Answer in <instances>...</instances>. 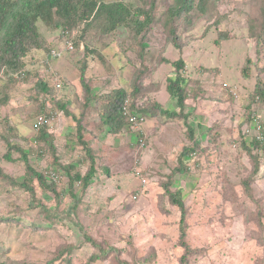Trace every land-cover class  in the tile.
<instances>
[{"label": "rangeland", "instance_id": "obj_1", "mask_svg": "<svg viewBox=\"0 0 264 264\" xmlns=\"http://www.w3.org/2000/svg\"><path fill=\"white\" fill-rule=\"evenodd\" d=\"M103 1L148 11L150 23L137 34L135 15L112 29L105 14L84 17V5L55 8L25 38L19 68L7 72L0 46V264H264V148L253 151L256 172L242 145L258 133L252 116L264 123V0H187L178 13L179 0ZM179 58L184 108L167 90ZM121 89L152 112L139 129L120 122L108 133L101 116L115 111ZM62 105L81 119L95 158L87 189L71 181L91 157ZM17 147L49 186L29 176ZM189 147L188 173L171 185ZM166 185L183 190L184 238Z\"/></svg>", "mask_w": 264, "mask_h": 264}, {"label": "trees", "instance_id": "obj_2", "mask_svg": "<svg viewBox=\"0 0 264 264\" xmlns=\"http://www.w3.org/2000/svg\"><path fill=\"white\" fill-rule=\"evenodd\" d=\"M180 7L179 9H175L177 13L181 11V8L187 7V0H179ZM191 1V0H190ZM192 3V1H191ZM190 3V5H191ZM81 5H84L85 8L83 10V16H89L94 14L96 16L107 15L111 22V28L116 27L117 24L124 22L127 17H132L135 15L136 17V33L139 34L142 32L145 26L150 23L151 15L148 11H138L134 12L127 6L123 1H112L106 2L103 0H0V46L6 52L8 56V60L5 62L7 72H12L14 68H19L20 59L23 55L26 54L28 46L25 42V38H27L30 34L36 33V20L37 18H43L47 15H51V13L56 8V12L60 15L70 14L72 12H78ZM188 5V7H190ZM144 14V19L142 20L139 15ZM59 25V23H58ZM118 26V25H117ZM72 40V38H71ZM75 42V41H74ZM73 42V43H74ZM163 62L169 63L170 60L168 58H164ZM10 65V66H7ZM173 65L175 66V75H171L167 78V90L170 96L176 99L178 107L184 108L186 101V85L187 79L181 73V69L185 65V61L183 58H179L178 60L173 61ZM84 73H82V83L85 86L87 91H90L86 81L84 80ZM41 86L43 89H46L47 85L42 81ZM257 98L261 97L264 99V83L259 82L256 87ZM129 98L132 109L135 111H139L143 116H147V114L151 115L153 105L151 106H141L137 102H135L136 98L133 95L126 92L124 89L118 91L117 102L115 104V111L110 112L108 114L102 115L101 120L103 123L107 124L108 133H117L120 131L121 123H126L131 125L129 120L122 113V105L125 99ZM145 105V104H143ZM160 106V104H158ZM62 109L67 115H72L73 119L78 122V130L79 139L82 141V144L86 148L87 153L91 157V165L88 169L87 173L82 175L80 172H76V174L71 176V181H80L83 185L84 189H87L88 186L94 181L95 174L97 172V168L95 166V158L92 155V150L89 146H87L86 140L83 139L82 131L84 129L81 124V119L76 115L72 114L69 110L66 109V105H62ZM160 111L164 115H169L170 117L180 116V113L177 110H169L161 107ZM256 119L255 116H252L251 122ZM47 134V133H44ZM46 136V135H45ZM193 140H197L195 137L191 136ZM194 145H197V141H194ZM243 146H247L246 149L248 152L250 151L254 158L256 159L255 171L258 172L260 168V164L258 162V157H256L253 151L260 150L264 148V123L261 122V127L258 130V134L251 136V139H243ZM8 151L5 154V157L9 160H12V144L8 142ZM16 146H14L15 148ZM22 152L21 158L26 164L27 173L31 178H37L44 186H49L47 184V179L49 176L38 171L35 167L30 163L28 152L21 148L17 147ZM194 151V148H184L179 157V164L175 166L172 171L171 181L173 185L176 182V179L173 178L176 174H180V176H184L188 173L189 167L185 163V159L191 157V153ZM76 167V165L70 164L67 169ZM24 186H28L27 183H22ZM166 190L170 193V201L178 206L181 210V238L186 236V209L182 196L184 195L183 190H178L177 192L170 190V185H166ZM52 190L55 188L52 187ZM183 245L190 251V247H188L186 241H183Z\"/></svg>", "mask_w": 264, "mask_h": 264}, {"label": "built area", "instance_id": "obj_3", "mask_svg": "<svg viewBox=\"0 0 264 264\" xmlns=\"http://www.w3.org/2000/svg\"><path fill=\"white\" fill-rule=\"evenodd\" d=\"M66 48H74V43L71 40V37L68 36L67 40H66ZM61 52L59 51H53V55H60ZM131 101L129 98L125 99V101L123 102L122 105V113L123 115L129 120V122L131 123V126L133 128H141L142 123L145 121L146 117L142 115V113H140L139 111H135L134 109H132L131 107ZM47 122V118L44 115H40L39 116V120H38V125L39 128L44 125ZM254 125L255 127L259 130V128L261 127V122L256 118L254 120ZM142 132V130L140 131ZM140 141H144L142 139H140Z\"/></svg>", "mask_w": 264, "mask_h": 264}, {"label": "clouds", "instance_id": "obj_4", "mask_svg": "<svg viewBox=\"0 0 264 264\" xmlns=\"http://www.w3.org/2000/svg\"><path fill=\"white\" fill-rule=\"evenodd\" d=\"M60 51L61 52V54L60 55H53V51ZM62 53H63V50L62 49H60V50H57V49H52V56H54V57H59V56H61L62 55ZM142 133V132H141ZM258 134V133H257Z\"/></svg>", "mask_w": 264, "mask_h": 264}]
</instances>
